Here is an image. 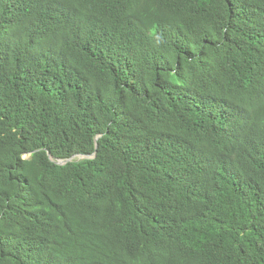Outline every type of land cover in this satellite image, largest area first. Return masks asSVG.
<instances>
[{"label": "trees", "instance_id": "1", "mask_svg": "<svg viewBox=\"0 0 264 264\" xmlns=\"http://www.w3.org/2000/svg\"><path fill=\"white\" fill-rule=\"evenodd\" d=\"M0 264H264V0H0Z\"/></svg>", "mask_w": 264, "mask_h": 264}, {"label": "water", "instance_id": "2", "mask_svg": "<svg viewBox=\"0 0 264 264\" xmlns=\"http://www.w3.org/2000/svg\"><path fill=\"white\" fill-rule=\"evenodd\" d=\"M97 139L98 138H96V141H97ZM48 156H49L50 160L55 162L57 165L64 166L67 163L72 162L75 158L92 159L95 157V153L90 155V156L76 155V156H73L72 158H68L65 160H59V159L55 160V159H53V157L50 154H48Z\"/></svg>", "mask_w": 264, "mask_h": 264}, {"label": "rangeland", "instance_id": "3", "mask_svg": "<svg viewBox=\"0 0 264 264\" xmlns=\"http://www.w3.org/2000/svg\"><path fill=\"white\" fill-rule=\"evenodd\" d=\"M82 158H75L74 161H79L81 160Z\"/></svg>", "mask_w": 264, "mask_h": 264}]
</instances>
